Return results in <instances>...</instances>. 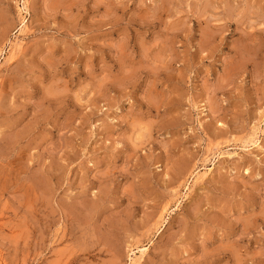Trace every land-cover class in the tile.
<instances>
[{
	"label": "rangeland",
	"instance_id": "obj_1",
	"mask_svg": "<svg viewBox=\"0 0 264 264\" xmlns=\"http://www.w3.org/2000/svg\"><path fill=\"white\" fill-rule=\"evenodd\" d=\"M0 264H264V0H0Z\"/></svg>",
	"mask_w": 264,
	"mask_h": 264
},
{
	"label": "bare ground",
	"instance_id": "obj_2",
	"mask_svg": "<svg viewBox=\"0 0 264 264\" xmlns=\"http://www.w3.org/2000/svg\"><path fill=\"white\" fill-rule=\"evenodd\" d=\"M209 39V38H208ZM249 42V41H248ZM253 44V43H252ZM152 68V67H151ZM53 174V173H52ZM144 253V252H143Z\"/></svg>",
	"mask_w": 264,
	"mask_h": 264
}]
</instances>
